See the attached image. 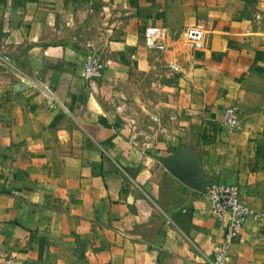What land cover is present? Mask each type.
<instances>
[{
	"label": "crops",
	"instance_id": "obj_1",
	"mask_svg": "<svg viewBox=\"0 0 264 264\" xmlns=\"http://www.w3.org/2000/svg\"><path fill=\"white\" fill-rule=\"evenodd\" d=\"M213 181L264 213V0H0V264H206L224 235ZM231 256L264 264V216Z\"/></svg>",
	"mask_w": 264,
	"mask_h": 264
},
{
	"label": "built area",
	"instance_id": "obj_2",
	"mask_svg": "<svg viewBox=\"0 0 264 264\" xmlns=\"http://www.w3.org/2000/svg\"><path fill=\"white\" fill-rule=\"evenodd\" d=\"M207 30L202 23H195L183 30V39L194 48H203L206 44ZM169 31L166 26L149 25L144 34V42L147 49L159 52L167 46ZM169 67L177 69V65L169 64ZM104 64L100 56L93 50H89L84 59V78L92 85L102 78ZM122 100L123 97L121 98ZM51 103L57 102L54 97ZM125 104L121 103L117 109L122 112ZM134 123V120H131ZM217 123L229 130H234L239 124L238 109L234 105L224 108ZM209 201L211 211L217 218L224 231L222 241L219 243L213 255L208 257L206 264H234L231 256V247L240 237L247 218L253 215L256 218L264 216V213L255 211L242 200L241 190L238 184L213 181L209 183L204 192Z\"/></svg>",
	"mask_w": 264,
	"mask_h": 264
},
{
	"label": "water",
	"instance_id": "obj_3",
	"mask_svg": "<svg viewBox=\"0 0 264 264\" xmlns=\"http://www.w3.org/2000/svg\"><path fill=\"white\" fill-rule=\"evenodd\" d=\"M181 178H182L184 181H186V182L190 183V180H189V177H188V175H187V174H185V173H182V175H181ZM204 190H205V189H204Z\"/></svg>",
	"mask_w": 264,
	"mask_h": 264
},
{
	"label": "rangeland",
	"instance_id": "obj_4",
	"mask_svg": "<svg viewBox=\"0 0 264 264\" xmlns=\"http://www.w3.org/2000/svg\"><path fill=\"white\" fill-rule=\"evenodd\" d=\"M145 127H147V126L144 125V128H145ZM142 135H143V137L145 138V136H147L148 134H142Z\"/></svg>",
	"mask_w": 264,
	"mask_h": 264
}]
</instances>
